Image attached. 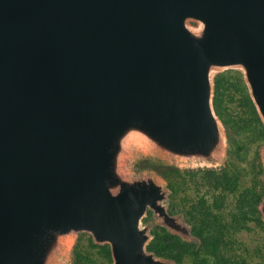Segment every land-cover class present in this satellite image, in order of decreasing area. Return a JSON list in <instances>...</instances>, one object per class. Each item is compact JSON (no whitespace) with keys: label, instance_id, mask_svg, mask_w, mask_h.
<instances>
[{"label":"water","instance_id":"95a60500","mask_svg":"<svg viewBox=\"0 0 264 264\" xmlns=\"http://www.w3.org/2000/svg\"><path fill=\"white\" fill-rule=\"evenodd\" d=\"M225 71L264 127V0H0V264H77L81 235L178 264L158 229L198 250L164 172L224 168Z\"/></svg>","mask_w":264,"mask_h":264},{"label":"rangeland","instance_id":"374dc122","mask_svg":"<svg viewBox=\"0 0 264 264\" xmlns=\"http://www.w3.org/2000/svg\"><path fill=\"white\" fill-rule=\"evenodd\" d=\"M214 109L226 132L224 168L210 176L205 171H166L164 176L172 190L169 212H183L192 231L202 237L218 234V250L215 255L207 251L202 239L198 250L176 245L159 229L152 242L161 243L162 254L178 256V264H264V224L257 211L264 127L240 73L225 71L215 77ZM75 253L77 264H110L107 246L93 245L89 235L80 236Z\"/></svg>","mask_w":264,"mask_h":264},{"label":"trees","instance_id":"16d2710c","mask_svg":"<svg viewBox=\"0 0 264 264\" xmlns=\"http://www.w3.org/2000/svg\"><path fill=\"white\" fill-rule=\"evenodd\" d=\"M209 176L210 175H213L215 173V171H205ZM259 200V199H258ZM257 200V202H258ZM161 230L162 232H164V234H166V232L163 230V229H159ZM193 231L194 233L199 236L201 239H202V245L203 247L206 248L207 251H210L211 253H213L215 255V253L217 252L218 250V245L219 243L221 242V237L216 234V236L214 237H202V232L196 230L195 228H193ZM166 237H168L169 239L173 240L174 244H178L179 246H185L187 244L185 243H180L181 241L177 238V237H174V236H170V235H167L166 234ZM150 250L154 251L155 253H157L158 255H161V256H165V257H170V258H173L174 260H176L177 262L180 260L178 256H172L170 254H162L161 252H164L162 251L163 250V246H161V243H155V242H151L149 244V247H148ZM198 252L194 251V254H197ZM76 263H77V259H76Z\"/></svg>","mask_w":264,"mask_h":264},{"label":"flooded vegetation","instance_id":"af4514ba","mask_svg":"<svg viewBox=\"0 0 264 264\" xmlns=\"http://www.w3.org/2000/svg\"><path fill=\"white\" fill-rule=\"evenodd\" d=\"M171 194H172V190H171ZM171 213V212H170ZM171 214H173V213H171ZM176 214V213H175Z\"/></svg>","mask_w":264,"mask_h":264}]
</instances>
